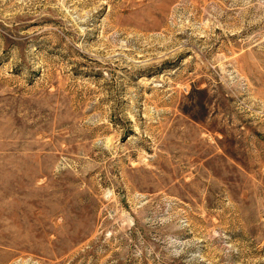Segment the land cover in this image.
<instances>
[{
	"label": "rangeland",
	"instance_id": "obj_1",
	"mask_svg": "<svg viewBox=\"0 0 264 264\" xmlns=\"http://www.w3.org/2000/svg\"><path fill=\"white\" fill-rule=\"evenodd\" d=\"M0 264H264V0H0Z\"/></svg>",
	"mask_w": 264,
	"mask_h": 264
}]
</instances>
